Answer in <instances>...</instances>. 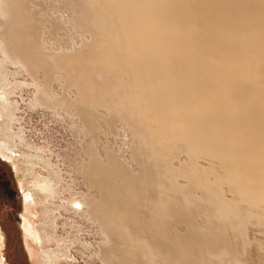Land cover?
Instances as JSON below:
<instances>
[{
    "label": "bare ground",
    "instance_id": "bare-ground-1",
    "mask_svg": "<svg viewBox=\"0 0 264 264\" xmlns=\"http://www.w3.org/2000/svg\"><path fill=\"white\" fill-rule=\"evenodd\" d=\"M59 1L48 0L41 32L29 22L34 0H0V170L6 161L16 174L35 264L72 257L57 234L61 218L70 219L65 229H81L84 218L96 225L110 264L116 245L125 264H250L247 223L264 217V0H81L101 36L86 42L88 54L54 50L46 25L65 28ZM25 86L32 108L77 118L87 133L105 111L126 112L134 122L126 164L104 163L88 146L79 166L88 190L57 202L67 192L62 173L11 128ZM107 120L109 136L117 119ZM144 190L155 198L145 201ZM180 213L204 226L174 232L165 219ZM5 233L0 225V264Z\"/></svg>",
    "mask_w": 264,
    "mask_h": 264
},
{
    "label": "rangeland",
    "instance_id": "rangeland-1",
    "mask_svg": "<svg viewBox=\"0 0 264 264\" xmlns=\"http://www.w3.org/2000/svg\"><path fill=\"white\" fill-rule=\"evenodd\" d=\"M51 1L52 6L58 4V0ZM34 2L37 4L34 6L35 8L31 7V13L34 16L29 19V22H31L32 25L35 23L38 25L40 24V31L43 32V25H45L43 18L48 9L49 2L48 0H34ZM59 2L60 4L57 7L55 15L60 20L66 18L63 21L66 24L65 28H53L50 27V25H46L47 34L51 37L54 50L58 51L63 47L67 53L75 52L88 54L89 48L86 42L89 43L92 39H101V36L96 32L93 26L85 21L84 18L87 13L80 8V5L82 7L81 0H61ZM31 5L33 6L32 3ZM46 21H48L47 18ZM2 22L3 18L0 17V23ZM3 30H7L5 25H3ZM55 85V88L58 89L57 83H55ZM24 89V98H26V100H22L20 96H18L21 93L20 90L16 91L17 94L15 98L19 100L20 111H17L18 124L16 123L17 125L15 124L11 128L17 131L23 130L28 143L37 147L36 150L33 148L34 153L37 151V154L50 157L51 161L56 164V169L62 173L64 181L61 191L65 193L67 189V192L63 197L58 198L57 202H61L64 198H71L73 196L72 193H76L77 191L88 190L89 181L79 168L82 163L90 160L88 146L92 145V149L97 152L104 163L116 164L117 161L124 163L122 162V156L131 157L129 146L133 139L132 130L134 122L126 112L124 114H115L110 111L106 112L103 109L105 113H103L101 120L96 124V130L92 128L89 131L88 129L87 133V131L84 132L85 129L77 118H75L76 123H73L68 117H63L56 111L47 110L43 107L32 108L28 104L29 100L32 98L31 90L27 88V86H25ZM71 92H73V90H71ZM111 117H115L117 122L115 125L116 128H114V134L108 136L107 133L110 132L113 126L107 125L106 122H108L107 119ZM3 162L9 166V169L5 168L0 170V219L2 222L0 225L5 226L6 232L3 234L4 246L2 247L5 256L2 258L5 261L4 264H35L37 258L34 254L32 257L28 252L25 243L26 239L23 234V215L26 216L28 213H26L24 209V201L21 196L18 180L11 165L6 161ZM127 164H131L133 172H136L139 168L136 161ZM176 165L178 166V162ZM39 169L42 174H46V171L40 168V166L37 168L40 172ZM3 181L8 182L9 189L15 191L13 196L9 195V189L5 187ZM148 183L149 180L142 181L144 186H147ZM224 187V192L227 191L226 196L228 198L236 197L233 191L228 192L229 187L227 184H225ZM143 195L145 196V201L146 199L155 198L154 192L147 194L144 190ZM138 207H142V205H138ZM261 216L260 218H251L247 223L248 229L250 230L247 231L248 235L246 233V248L249 249L250 264H264V217ZM78 222L82 225L81 229L78 227H76L78 229H74L69 226L65 229L63 225L65 223L69 225L70 219L61 218L58 221L59 227L57 229V234L61 235L60 238L66 239L67 244H72L73 247L71 248V258L66 259L64 256H61L63 259L61 260V257H59V260H55V264H110L109 252L105 251L107 242L103 241L104 237L99 234V228L85 220V218L78 220ZM165 222L170 223V229L174 232H184L187 228L196 230L193 228L194 224L204 226L205 223L203 217L193 215L192 213H180L165 219ZM212 222L214 221L212 220ZM216 224L217 223H215V225ZM218 233L220 237L221 233L219 230ZM77 238L85 240L86 245H89L88 249H83L82 246L76 242ZM204 242H207L206 239L202 241V243ZM50 245L51 247H55L56 242L52 241L44 247L49 248ZM231 245H234L232 240ZM116 247L118 264L124 263L123 250H121L118 245H116ZM38 251L41 252V248H39Z\"/></svg>",
    "mask_w": 264,
    "mask_h": 264
},
{
    "label": "flooded vegetation",
    "instance_id": "flooded-vegetation-1",
    "mask_svg": "<svg viewBox=\"0 0 264 264\" xmlns=\"http://www.w3.org/2000/svg\"><path fill=\"white\" fill-rule=\"evenodd\" d=\"M3 183H4V185L6 184L5 187L8 189V188H9V187H8V184H9V183H7V182H5V181H3ZM10 191H11V192H12V191L14 192L13 189H9V191H8L9 195H10ZM13 195H14V194H12V196H13Z\"/></svg>",
    "mask_w": 264,
    "mask_h": 264
},
{
    "label": "water",
    "instance_id": "water-1",
    "mask_svg": "<svg viewBox=\"0 0 264 264\" xmlns=\"http://www.w3.org/2000/svg\"><path fill=\"white\" fill-rule=\"evenodd\" d=\"M12 194H15V191H14V192H13V191H12V192L10 191V195H11V196H12Z\"/></svg>",
    "mask_w": 264,
    "mask_h": 264
}]
</instances>
